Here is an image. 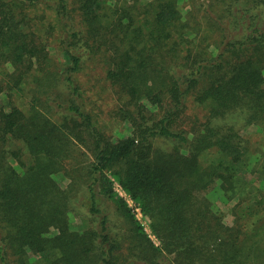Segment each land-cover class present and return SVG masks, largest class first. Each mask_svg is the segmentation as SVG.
<instances>
[{
	"label": "trees",
	"instance_id": "trees-1",
	"mask_svg": "<svg viewBox=\"0 0 264 264\" xmlns=\"http://www.w3.org/2000/svg\"><path fill=\"white\" fill-rule=\"evenodd\" d=\"M0 264H264V0H0Z\"/></svg>",
	"mask_w": 264,
	"mask_h": 264
},
{
	"label": "rangeland",
	"instance_id": "rangeland-1",
	"mask_svg": "<svg viewBox=\"0 0 264 264\" xmlns=\"http://www.w3.org/2000/svg\"><path fill=\"white\" fill-rule=\"evenodd\" d=\"M254 130H255L254 127H246L244 133L252 134ZM113 132L123 136L128 134L129 129L126 123H119V124H114ZM249 169L245 173L247 174L248 177H251L249 175L250 173ZM57 179L61 184H66L68 182V180L61 174L57 175ZM115 190L118 192L119 195L124 196L128 200L130 206L134 207L135 205L134 200H132L131 197L128 195V193L124 189H122L117 183H115ZM236 202L237 200H227L224 197L221 198L219 197L217 199L214 198V205H213L214 210L223 216L226 223L231 224L234 220L233 209ZM135 212L137 213L138 218L144 224L146 231L151 235V237L154 239L156 243H159V240L152 234V230L149 225L150 223L149 218L141 213L139 207H135ZM79 222L80 220L76 218V220L74 221V226L77 227Z\"/></svg>",
	"mask_w": 264,
	"mask_h": 264
}]
</instances>
